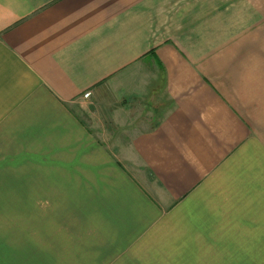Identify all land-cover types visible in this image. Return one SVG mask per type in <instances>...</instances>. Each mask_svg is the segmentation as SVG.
I'll list each match as a JSON object with an SVG mask.
<instances>
[{
    "label": "crops",
    "instance_id": "0c3cea01",
    "mask_svg": "<svg viewBox=\"0 0 264 264\" xmlns=\"http://www.w3.org/2000/svg\"><path fill=\"white\" fill-rule=\"evenodd\" d=\"M0 264H264V0H0Z\"/></svg>",
    "mask_w": 264,
    "mask_h": 264
},
{
    "label": "rangeland",
    "instance_id": "374dc122",
    "mask_svg": "<svg viewBox=\"0 0 264 264\" xmlns=\"http://www.w3.org/2000/svg\"><path fill=\"white\" fill-rule=\"evenodd\" d=\"M143 116L140 115V118ZM31 162H33V160H28V163H31ZM28 169H32L33 171H35L37 168L28 166ZM38 170H39V168H38ZM18 189H23V184L22 185L18 184ZM28 190L29 191H40V183H33L31 188L30 189L28 188ZM33 201L36 202L38 206L40 205L39 199H34Z\"/></svg>",
    "mask_w": 264,
    "mask_h": 264
},
{
    "label": "built area",
    "instance_id": "2783aa9c",
    "mask_svg": "<svg viewBox=\"0 0 264 264\" xmlns=\"http://www.w3.org/2000/svg\"><path fill=\"white\" fill-rule=\"evenodd\" d=\"M91 93L90 92H87L85 95H84V98L85 99H89L91 97Z\"/></svg>",
    "mask_w": 264,
    "mask_h": 264
}]
</instances>
